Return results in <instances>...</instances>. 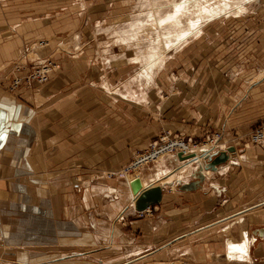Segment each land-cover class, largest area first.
<instances>
[{
	"label": "crops",
	"instance_id": "0c3cea01",
	"mask_svg": "<svg viewBox=\"0 0 264 264\" xmlns=\"http://www.w3.org/2000/svg\"><path fill=\"white\" fill-rule=\"evenodd\" d=\"M256 43L251 39L249 44L239 47L229 45L221 50L220 71L206 66L195 69L192 75L198 78L193 89L198 91L203 84L206 95L205 100H199L203 112L197 113L194 120L202 126L195 131L206 126L207 131L221 132L223 148L233 146L237 153L219 171L203 172L205 181L196 191H183L181 183L195 181L190 173L196 162L179 161L177 156H166L169 158L141 168L134 179H105L108 172L121 171L130 163L135 151L122 141L109 150L99 135L90 142L86 108L80 99H72L77 96L74 77L63 70L52 74L46 84L33 82L30 87L9 94L11 72L7 64L16 60L18 49L10 39L1 42L0 262L163 263L170 258L171 251L177 250V241L181 245L185 242V251H190L185 239L191 242L192 236L200 235L202 239L212 232L223 235L227 244L241 243L246 233L251 241L249 254L256 247L252 252L263 256L255 254L256 261H264V222L247 220L241 225L251 209L236 213L228 204L218 209L216 206L222 200H215L223 193L215 176L238 165L239 158H245L246 152L240 153L239 147L250 139V126L255 122L264 124V67H260L258 59L264 47L259 48ZM76 106L82 107L83 119L73 124ZM202 107H207L208 112ZM206 148L197 145L191 153ZM93 172L104 176L96 179ZM171 174L183 176L180 184L175 182L184 193L179 200L170 188L166 189V184H170L166 180L175 181V177L169 179ZM132 185L139 186L138 195L152 186L163 187L162 203L145 212H135L132 205L138 195L132 193ZM211 188L214 194H203ZM158 210L160 217L154 214ZM229 232L233 241L226 236ZM202 245L207 250L211 248L209 243ZM226 251L225 247L227 257ZM103 257L109 259L102 260ZM244 262L255 264L251 254Z\"/></svg>",
	"mask_w": 264,
	"mask_h": 264
},
{
	"label": "rangeland",
	"instance_id": "374dc122",
	"mask_svg": "<svg viewBox=\"0 0 264 264\" xmlns=\"http://www.w3.org/2000/svg\"><path fill=\"white\" fill-rule=\"evenodd\" d=\"M151 1L154 9L162 10L161 14L171 13V6L181 2L167 0L171 2L170 6L165 0ZM160 1L165 2L163 9ZM145 5L146 0H0V43L10 39L11 43H14L13 47L18 49L16 60L7 64V70L11 72L8 76V93L12 95L19 88L30 87L27 82H21L20 87L14 85L13 81L17 75L26 76L38 65L50 63L54 73L60 74L63 70V73L74 77L73 85L77 96L72 99H80L86 108L90 142L99 135L105 140L109 150H112L114 143L122 141L129 149L135 151L131 162L121 171H111L105 176L103 173L93 172L92 175L96 179L103 176L110 180L137 178V172L141 168L151 167L155 162L148 163L137 171L128 168L138 156H143L154 142L165 135H170L173 139H183L190 149L197 148V145H208L206 151L211 149L212 140H219L218 147L211 152L224 151L225 142L221 132L207 131L206 126L202 130L199 129L200 131H195L197 126H202L194 119L197 113L203 112L198 104L199 100H205L206 95L203 84L199 85L198 91L193 89L195 84H198V78L192 75L195 69H203L206 66L220 71L221 50L229 45L235 48L249 44L253 39L258 42L256 46L264 47V0H256L247 4L248 10L245 13L234 17L219 15L221 18H212L205 23L201 33L191 34L188 42L175 50L168 47L165 51L166 62L164 61L157 74L154 86L148 90V102H131L122 97L125 86L144 69L145 57L149 54L151 44H154V41V45L159 44L162 39L165 41L163 32L161 37L152 33L151 39H147L148 36L134 37L133 27L128 29L140 15L146 20H152L151 14H146L149 7ZM64 8L67 10H63ZM47 14L52 16L48 18ZM179 18L180 22L188 23L190 15L180 14ZM16 25L19 26L14 31L12 27ZM122 30H127V33ZM262 51L258 56L260 67H264ZM13 67H24L25 71L14 70ZM202 109L206 113L209 110L207 107ZM76 110L79 111L75 112ZM81 112L82 107L74 108V116L71 119L73 124L80 118L83 119ZM249 130L250 139L239 147L240 153L246 152L245 158H239L238 165L225 170L222 175L215 176L216 181L221 182L223 192L215 199L222 200L216 208L230 205L236 213L248 212V209H251L252 213L245 216V223L242 222L241 225H245L247 220L251 223L264 222V139L260 142L252 141L257 131L264 133V124L252 123ZM192 131H195L193 136ZM233 156L234 154L231 158ZM175 175L177 174H171L169 179H173ZM167 188L172 190L173 196L178 200L184 196L174 180L166 184ZM213 191L211 188L203 194H211ZM154 214L160 217L162 213L158 210ZM248 234L251 239H256ZM226 236L233 241L232 233L229 232ZM191 239L193 243L190 239H185L189 242L187 244L190 251H185V242L181 245L180 241H177V250L170 252L171 259L166 256L167 261L163 263L151 260L145 264H249L224 255L227 243L224 242L223 235L212 232L202 239L200 235L192 236ZM202 243H209L211 248L207 250ZM252 250L251 262L264 264L262 259L260 262L256 261L258 254H261L255 253V257ZM186 252L188 253L185 254ZM101 259L107 261L109 258Z\"/></svg>",
	"mask_w": 264,
	"mask_h": 264
},
{
	"label": "bare ground",
	"instance_id": "6f19581e",
	"mask_svg": "<svg viewBox=\"0 0 264 264\" xmlns=\"http://www.w3.org/2000/svg\"><path fill=\"white\" fill-rule=\"evenodd\" d=\"M252 1L253 0H181V2H177L171 6V4H170L171 2L165 0V2H167V4H169L171 6L172 11H171V13L161 14L162 10L154 9V7L151 6L152 1L146 0V5H147V7H149V10L146 9V14H149V16L151 14L152 20H146V18H144L142 15H140L141 17L139 16L140 18L136 19V21H134L131 24V27H128V29L133 27L134 37L135 36H138V37H147L148 36L147 39H151L152 33H155L157 35V37L158 36L161 37L162 36L161 33L163 32L164 33L163 37L165 38V41H163V39H162L159 42V44L157 43L156 45H154L155 41H154V44L153 43L151 44V47H149V49H148V53H149L147 56L148 58L145 57V65H143L144 69L140 73L135 75L130 80L129 85L125 86V93H123L124 96H122V97L126 100L129 99L131 102L136 101L138 103L146 104L148 102V97H147L148 96V90H150L149 88L154 86V83H155L154 81L156 80L155 78H156L157 74L159 73L160 69L163 67V64L166 62L165 61L166 60V52L165 51L167 50L168 47L175 50V48L177 49L183 43L188 42V37L191 34L201 33L205 23H207L212 18L219 17V15H221L222 17L223 16H225V17L226 16L227 17L233 16L234 17V16H239L242 13H245L248 10L247 4L252 2ZM254 1H256V0H254ZM165 2L160 1L161 7H162V8L160 7L161 9H163ZM81 7H82V10H84L83 4L81 5ZM79 8H80V6H79ZM63 10L66 11L67 8H64ZM224 11H225V13H223ZM180 14L181 15H183V14L190 15L188 23L180 22V18H179ZM51 16L52 15H48L47 17L49 18ZM221 16L219 18H221ZM17 26H19V25L12 27L14 29V31H15V28ZM133 29H132V31H133ZM123 31H126V32H124L125 34L127 33V30H122V32ZM125 36H127V35H125ZM122 37H123V35H122ZM197 37H199V36H197ZM128 43L130 44L129 41H128ZM136 46H137V44H136ZM104 54H106V53H104ZM18 68H20V67H18ZM53 73H54V71L50 74V76ZM20 79H22V78H20ZM104 83H102V84L104 85ZM109 86H110V84H109ZM210 146H211V149H209V150L207 149L209 152L206 151V149H202V150H199L198 152L191 153L193 150L195 151V149H197V148L194 147L193 149H190L189 146L187 145L185 148V153H182L184 157H190L192 155L195 156V158H193V159L185 160V161L193 162V163L196 162L195 167H194L195 169L193 170V173L192 172L190 173V175L191 174L193 175V178L195 179V181L197 179L196 176L199 174V171L201 169L200 167L202 166V168H203L204 164H205L203 156H205V154L209 155V154H215L217 152H224V151H213V152H211L212 150L216 149L217 146H215V144H211ZM206 147H208V145H206ZM224 150H226V148ZM178 155H177V157H178ZM231 155H233V154H231ZM166 156H172V155L165 154L164 157L159 158L158 160H156L154 162L160 161V160L164 159ZM203 171L205 172L206 170L204 169ZM183 173H185V172H183ZM187 174H188V172L186 171V175ZM180 176L178 175L175 177V182L177 184H180L181 179H183V176H181V177ZM166 182H170V180H166ZM184 184H186V183H184ZM184 184L181 183V186ZM202 184H203V182L201 183V186H202ZM132 207L134 208V203H133ZM244 234H245V236L243 237V239H242L243 241H241V243H234V242L228 241V244L226 246V248H227L226 255H228V257L230 259L242 262V261H246L250 258V254H249V248L250 247H249V245H250L251 241L247 237L246 233H244ZM0 264H7V263L0 262ZM8 264H11V263H8Z\"/></svg>",
	"mask_w": 264,
	"mask_h": 264
},
{
	"label": "built area",
	"instance_id": "2783aa9c",
	"mask_svg": "<svg viewBox=\"0 0 264 264\" xmlns=\"http://www.w3.org/2000/svg\"><path fill=\"white\" fill-rule=\"evenodd\" d=\"M18 66V65H17ZM14 70H23L25 71V68H16L13 67ZM33 70L35 72H33ZM31 70L26 76L17 75L15 78L14 85L17 87H20L21 82H27L30 85L35 82L39 83L41 85L46 84V82L50 78V74L53 72V67L50 63L48 64H41V66H38L37 68ZM21 74V72L19 73ZM22 78V79H20ZM16 89V88H14ZM16 91V90H15ZM264 139V133L262 131H257L252 138V141L254 142H260ZM219 140H212V144H215V146L218 147ZM188 145L183 139H173L170 135H165L164 137H161L157 142H154L151 147L149 148L146 153L142 154L143 156H138L135 161H133L131 166L128 168V170H134L137 171V169L147 165L148 163L154 162L158 160L159 158H162L165 156V154H170L172 156H177L178 154L185 153V148ZM189 146V145H188Z\"/></svg>",
	"mask_w": 264,
	"mask_h": 264
},
{
	"label": "water",
	"instance_id": "95a60500",
	"mask_svg": "<svg viewBox=\"0 0 264 264\" xmlns=\"http://www.w3.org/2000/svg\"><path fill=\"white\" fill-rule=\"evenodd\" d=\"M236 149L234 147H228L224 152H217L215 154H209L203 156L204 157V169L206 171L217 172L224 166V164L228 163L231 159V154H236ZM195 158V156L184 157L182 153L178 155L179 161H185ZM199 174L196 176V181L186 183L181 186V190L183 191H196L198 187L201 186V183L205 181V176L203 174V168L200 167ZM139 182L138 180L135 182ZM132 193L134 196L138 195L140 190L138 185H132ZM162 195H163V187L157 186L144 190L140 195L136 198L137 200L134 202V210L135 212H145L146 210L153 208V206H158L162 203Z\"/></svg>",
	"mask_w": 264,
	"mask_h": 264
}]
</instances>
